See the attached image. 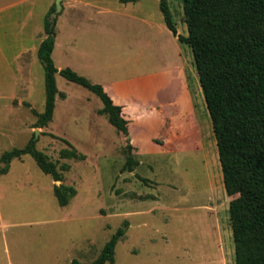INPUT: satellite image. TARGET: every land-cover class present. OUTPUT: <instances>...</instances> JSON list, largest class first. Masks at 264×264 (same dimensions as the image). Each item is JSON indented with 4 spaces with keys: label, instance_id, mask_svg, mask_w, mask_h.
Here are the masks:
<instances>
[{
    "label": "rangeland",
    "instance_id": "374dc122",
    "mask_svg": "<svg viewBox=\"0 0 264 264\" xmlns=\"http://www.w3.org/2000/svg\"><path fill=\"white\" fill-rule=\"evenodd\" d=\"M37 1L41 5L47 0ZM83 1L110 7L118 4L122 10L132 12V2ZM169 1L171 7L178 9L181 22V0ZM149 3L158 9L156 0ZM57 26L56 17L55 29ZM76 28L80 39L69 53L81 76L94 78L93 70L85 65L89 60L98 61L103 68L113 67L112 60H117L115 68H124L125 54L110 60L105 52L109 48L103 47V54L94 56L96 43L84 39L80 27ZM105 44L103 39L101 45ZM53 61L58 66L57 56ZM10 64L16 66L11 59ZM28 67L29 73L24 76L5 74L7 70L3 71L0 65V85L5 78L10 82L14 76L18 87L13 92L16 98H24V104L19 106V101L6 100L5 89L0 91V156L24 147L33 136L38 151L58 167H70L61 172L62 184L74 188L76 195L67 206H59L53 195V185L57 183L52 177L44 174L30 155L13 159L8 171L0 174V264H70L73 260L90 264L119 228H124L125 233L115 247L113 264H221L222 258L225 264H235L228 214L230 198L225 194L201 90L196 99L194 86L192 89L201 127L198 141L174 151H132L137 164L130 173L121 170L126 160L124 144L117 155L111 151L118 138L105 117L104 123L95 118L93 131L83 129L87 123L84 116L96 115L101 101L59 75L55 77L57 89L67 94V100L61 104L56 97L52 132L35 127L36 118L25 104L43 112L44 72L36 57ZM85 98L90 101H84ZM57 107L64 113L58 115ZM66 143L85 159H60L59 152L69 148ZM149 195L157 199H146ZM218 226L222 231V249Z\"/></svg>",
    "mask_w": 264,
    "mask_h": 264
},
{
    "label": "trees",
    "instance_id": "16d2710c",
    "mask_svg": "<svg viewBox=\"0 0 264 264\" xmlns=\"http://www.w3.org/2000/svg\"><path fill=\"white\" fill-rule=\"evenodd\" d=\"M137 0H120L131 3ZM187 36H178L192 52L193 62L216 143L225 194L229 225L234 244L235 264H264V0H181ZM166 27L176 36L166 0H159ZM54 4L44 19L45 39L40 43L37 58L44 72L45 101L42 113L30 108L36 117L35 127L43 128L52 119L57 88L55 74L77 84L99 98L105 115L117 133L125 138L126 155L122 171L133 172L137 164L132 151L128 122L121 106L115 105L104 89L89 82L70 69L58 71L51 59L55 21H50ZM32 138L22 148H13L0 156L8 171L13 159L30 155L39 169L52 177L53 195L65 207L76 195L74 188L62 184L61 172L69 171L67 164L60 167L35 148ZM59 152L64 160L83 161L69 143ZM119 228L90 264H113L115 247L124 237ZM70 264H79L76 260Z\"/></svg>",
    "mask_w": 264,
    "mask_h": 264
},
{
    "label": "crops",
    "instance_id": "0c3cea01",
    "mask_svg": "<svg viewBox=\"0 0 264 264\" xmlns=\"http://www.w3.org/2000/svg\"><path fill=\"white\" fill-rule=\"evenodd\" d=\"M156 2L159 5V0ZM167 2L177 31L176 36L166 27L160 8L152 7L149 0L128 3L132 5V12L122 10L118 4L110 7L83 0H62L61 15L57 16L59 26L56 29L54 27L51 59L53 61L54 56H57L58 66L54 61L53 64L58 71L70 69L82 75L79 67L70 61L69 52L80 39L76 27H80L79 31L83 33L84 39L96 43L92 53L94 56L102 55L103 47L109 48L105 52L110 60L125 54L124 68H115L117 60H112L114 66L111 68L100 67L98 61L89 60L85 65L90 71L93 70L91 75L94 78L90 80L87 75L88 79L82 77L100 85L113 103L121 106L122 116L128 122L127 138L135 154L154 153L156 150L174 151L199 139L201 127L199 116L194 110V102L197 104V101H193L192 89L194 86L197 99V92L201 88L191 49L178 41V36H187V27L183 20L179 21L178 9L171 7V1ZM53 3L54 0H47L41 5L37 0H0V65L3 71L7 70L5 74L28 75L29 62L33 57L37 58L39 45L45 39L44 19ZM181 13L183 16L182 9ZM145 14L152 18H147ZM103 39L106 40L105 45H101ZM10 59L15 67L10 64ZM64 66L66 67L63 68ZM95 66L99 68L98 71ZM56 75L59 73L55 77ZM17 85L18 81L14 76L10 82L5 78L0 85V91L5 89L6 100L19 101L17 105L21 106L24 98H16L13 92ZM56 97L61 104L67 100V94L59 92L58 89L55 102ZM84 101H90V98H85ZM102 107L95 110L97 114H91V118L84 116L87 122L83 127L85 132L93 131L95 118L105 122L103 118L107 117L98 114ZM54 110L51 121L43 127L47 132H52L50 125L54 122ZM62 113L64 111L57 107V114ZM91 119L93 120L89 121ZM115 133L118 140L111 150L113 155L121 151L122 144L125 145V138L116 129ZM150 198L157 199L151 195L146 199ZM218 229L221 233L219 245L222 249L220 226ZM221 264H225L223 258Z\"/></svg>",
    "mask_w": 264,
    "mask_h": 264
},
{
    "label": "water",
    "instance_id": "95a60500",
    "mask_svg": "<svg viewBox=\"0 0 264 264\" xmlns=\"http://www.w3.org/2000/svg\"><path fill=\"white\" fill-rule=\"evenodd\" d=\"M54 12L50 14V21H55L57 15L61 12L62 9V0H55L54 2ZM38 132V131H37ZM59 185V182H56Z\"/></svg>",
    "mask_w": 264,
    "mask_h": 264
}]
</instances>
